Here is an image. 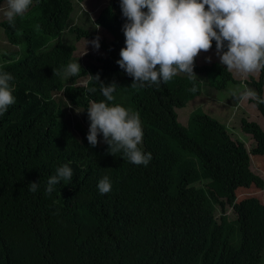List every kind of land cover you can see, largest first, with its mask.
I'll use <instances>...</instances> for the list:
<instances>
[{"label":"trees","instance_id":"trees-1","mask_svg":"<svg viewBox=\"0 0 264 264\" xmlns=\"http://www.w3.org/2000/svg\"><path fill=\"white\" fill-rule=\"evenodd\" d=\"M83 1L33 0L14 27L0 20V72L14 77L16 98L0 116V264H264V204L236 197L238 189L264 187L250 168L251 156H264V129L240 120L254 143L248 151L205 112L191 113L186 125L176 113L228 83L264 98V70L236 80L226 67L195 59V81L180 73L159 87H133L116 63L126 20L120 0H107L94 20L111 36L99 39L104 56L67 76L77 41L96 39L92 21L75 16ZM89 74L119 86L110 106L139 114L144 137L138 147L152 155L147 167L122 152L109 155L102 136L98 146L89 145L86 110L90 101L105 99ZM194 85L196 92L190 91ZM23 92L38 103L27 116L34 99L22 103ZM252 103L264 119V104ZM64 164L73 171L71 181L48 194V179ZM105 176L112 188L101 194L98 182ZM33 182L39 183L36 192L29 190ZM217 207L222 214L232 209L230 230L222 215L216 221Z\"/></svg>","mask_w":264,"mask_h":264},{"label":"clouds","instance_id":"clouds-1","mask_svg":"<svg viewBox=\"0 0 264 264\" xmlns=\"http://www.w3.org/2000/svg\"><path fill=\"white\" fill-rule=\"evenodd\" d=\"M33 0H7L6 16L9 25L15 26V18L23 16ZM207 7V10H206ZM120 8L126 22L122 27L125 47L120 50L118 66L133 79L132 86H157L168 82L180 73L190 80H197L195 59L200 53H208L215 41V55L229 72L241 77L259 74L264 70V0H120ZM147 11H144V10ZM100 26L97 24L96 29ZM91 43L99 49V37ZM211 62V57H208ZM54 75L60 73L53 70ZM82 72L78 62L67 65L65 75L77 76ZM99 85L105 98L90 101L87 108L89 130L87 140L93 148L101 142L108 145V154L122 152L127 160L137 166H148L151 153L143 152L144 132L138 113H130L120 105L110 106L115 82L105 85L99 74L87 75ZM14 77L0 72V116H3L16 98L12 83ZM96 91L95 88L92 89ZM196 92L195 85L190 89ZM238 99L264 104V98L245 86ZM73 171L68 164L57 168L56 175L47 182L46 192L63 180L71 181ZM39 183H30L29 190L36 192ZM107 176L98 182L101 194L111 191Z\"/></svg>","mask_w":264,"mask_h":264},{"label":"rangeland","instance_id":"rangeland-1","mask_svg":"<svg viewBox=\"0 0 264 264\" xmlns=\"http://www.w3.org/2000/svg\"><path fill=\"white\" fill-rule=\"evenodd\" d=\"M107 0H85L82 5L80 4L81 11L83 15L92 20L91 22V31L95 35V37H99V39H104L106 42L110 41L108 33H104L99 28L96 29V25L94 20L96 19L98 12L105 7ZM7 10V9H6ZM6 10H0V20L6 19L4 15ZM207 10V8H206ZM83 16V17H84ZM105 36V37H104ZM110 38V39H109ZM87 41H93L90 39L81 38L77 41L76 50L73 53V62H78L80 66H86L87 63H91L95 61L96 57L104 56L103 52L100 49H95L91 43H87ZM64 43H68L67 41H63ZM0 45L2 42V34L0 33ZM4 53L5 49H1ZM216 50H210L208 53H200L196 58V61L200 65H210L213 63L220 64L219 58L215 55ZM93 57V58H92ZM208 57H211V62H208ZM221 65V64H220ZM223 66V65H221ZM226 67V66H224ZM233 77L236 80H244L248 81V78L241 77L234 71L231 72ZM258 74L252 75L253 77H257ZM244 91L243 87L238 83H228L226 88L223 90L213 91V96L207 95L206 93H202L197 97H194L191 101H189L183 108L177 109V119L178 122L182 125L187 124V120L191 113L196 110H200L205 112L209 116L213 117L220 123H223L229 133L230 137L235 141L243 142L245 148L249 151L254 145L252 139L249 135L244 134L240 129V120L245 118L249 121L258 122L259 125L264 129V119L260 117L255 106L252 103V100H248L245 102H241L239 99L236 102L237 97ZM263 96H264V87H263ZM34 98L23 92L21 94L22 103H27L29 100H33ZM34 104L26 109L24 112V116H27L32 112V110L36 107L37 101L33 100ZM251 170L262 177L264 180V156L256 155L251 156ZM199 185V184H198ZM255 197L259 199L261 203L264 204V187L259 190L256 188H250L249 190L238 189L236 191L237 200H240L245 197ZM216 221H219L220 216H223V220L225 223L226 230H230L234 225L236 219L232 212V209L229 207H225L224 213L222 214L219 208H216L215 211ZM235 237V235H234ZM194 264H200V260H196Z\"/></svg>","mask_w":264,"mask_h":264},{"label":"crops","instance_id":"crops-1","mask_svg":"<svg viewBox=\"0 0 264 264\" xmlns=\"http://www.w3.org/2000/svg\"><path fill=\"white\" fill-rule=\"evenodd\" d=\"M85 2V0L82 2V3H84ZM107 2V1H106ZM82 3H81V5H82ZM6 10L7 9V0L6 1H4L2 4H0V10ZM75 9L77 10V13L75 14V16H77L76 18H77V20L79 19V17L81 16V14L83 13L82 11H81V8H80V4L79 5H77V7H75ZM99 13V12H98ZM86 17V16H85ZM87 19H89L88 17H86ZM85 18V20H87ZM7 19V18H6ZM90 20V22L92 21L91 19H89ZM101 29V28H100ZM101 30H103V29H101ZM102 32H104V33H107L106 31H102ZM105 37V36H104ZM109 37L111 38V36L109 35ZM109 38V39H110ZM75 45H77V44H75ZM75 53V52H74ZM200 95H202V94H200ZM210 96V95H209ZM213 96V94L211 95V97ZM194 99V98H193Z\"/></svg>","mask_w":264,"mask_h":264}]
</instances>
